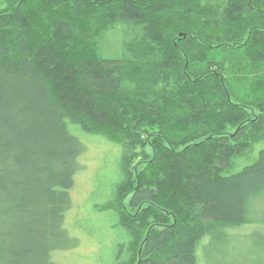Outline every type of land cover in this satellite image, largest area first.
<instances>
[{
	"label": "trees",
	"instance_id": "1",
	"mask_svg": "<svg viewBox=\"0 0 264 264\" xmlns=\"http://www.w3.org/2000/svg\"><path fill=\"white\" fill-rule=\"evenodd\" d=\"M261 121L264 0H8L0 264H62L54 253L76 243L65 213L85 146L70 124L122 146L113 194L135 213L118 216V264H201L207 235L240 231L264 204V147L225 173L264 139Z\"/></svg>",
	"mask_w": 264,
	"mask_h": 264
},
{
	"label": "rangeland",
	"instance_id": "2",
	"mask_svg": "<svg viewBox=\"0 0 264 264\" xmlns=\"http://www.w3.org/2000/svg\"><path fill=\"white\" fill-rule=\"evenodd\" d=\"M7 4L8 0H0V13L6 9ZM116 49L117 41L110 39L105 44L103 54L114 55ZM239 62L243 67L247 66L243 59ZM262 124L264 126V121ZM69 129L85 146L79 156L81 168L75 173L74 185L70 190L72 206L65 213V227L70 236L76 239V243L55 252L54 260L62 264H118V260L126 256L124 247L129 238L120 226L118 216L125 210L135 213L129 207L130 195H126L125 189L118 200L114 199L113 194V185L122 175V146L101 134L86 132L79 125L70 124ZM263 147V138L254 141L247 152L233 160L232 166L225 173L237 172L255 161ZM147 152L153 154L151 147L147 148ZM139 161V158L135 159L133 166L138 165ZM253 208L255 220L243 225L240 231L228 233L223 229L219 234L205 237V245L198 251L201 264L259 262L257 256L264 254V204L255 203ZM145 222L144 232L149 223H158L154 216L147 217ZM132 223L138 227L142 220L132 219Z\"/></svg>",
	"mask_w": 264,
	"mask_h": 264
}]
</instances>
